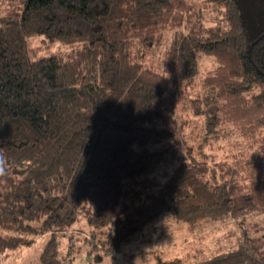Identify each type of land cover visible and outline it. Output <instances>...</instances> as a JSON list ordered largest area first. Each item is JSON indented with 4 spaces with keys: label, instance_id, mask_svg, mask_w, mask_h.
<instances>
[{
    "label": "trees",
    "instance_id": "obj_1",
    "mask_svg": "<svg viewBox=\"0 0 264 264\" xmlns=\"http://www.w3.org/2000/svg\"><path fill=\"white\" fill-rule=\"evenodd\" d=\"M212 1L208 23L193 0H0V262L49 234L40 264H69L68 231L69 250L111 254L164 216L248 229L160 264H264V29ZM36 36L64 48L36 56Z\"/></svg>",
    "mask_w": 264,
    "mask_h": 264
},
{
    "label": "rangeland",
    "instance_id": "obj_2",
    "mask_svg": "<svg viewBox=\"0 0 264 264\" xmlns=\"http://www.w3.org/2000/svg\"><path fill=\"white\" fill-rule=\"evenodd\" d=\"M193 1L203 7L208 23L214 22L217 11L213 1ZM238 1L249 33L256 35L264 29V0ZM41 40V36L31 37L28 40L29 46L37 49L36 56L64 48V46L55 43L50 49H46ZM210 58V56H203L198 60L197 79L201 78L210 68ZM207 151L210 153V150ZM211 152H214L217 159L224 157L227 153L230 154L232 152L230 142L223 141L222 148ZM79 223H84L85 226L79 225ZM79 223L76 222L74 226L83 228L78 232L72 230L71 233L77 234L82 239L84 235L89 234L88 230L92 228L84 219ZM247 229L248 224H241L239 218L236 217L213 220L205 223L199 229L189 230L184 224L163 216L148 224L132 240L124 242L120 250L111 254L103 255L102 251L96 249L89 252L91 248L89 242L84 243L80 251L69 250L68 244L71 245L69 238L72 236L69 234L70 231L60 239L59 249L69 255V264H160L159 260L172 258H179L183 263H194L238 245ZM0 232H6V230L0 228ZM48 238L49 234H39L28 246L5 250L0 264H40L39 256ZM75 241L77 244L82 243V240Z\"/></svg>",
    "mask_w": 264,
    "mask_h": 264
},
{
    "label": "water",
    "instance_id": "obj_3",
    "mask_svg": "<svg viewBox=\"0 0 264 264\" xmlns=\"http://www.w3.org/2000/svg\"><path fill=\"white\" fill-rule=\"evenodd\" d=\"M258 37H260V36H258ZM256 39H258V38H256ZM256 39L253 40V42L250 44V46H249V51H250V49H251V47H252V44L256 41Z\"/></svg>",
    "mask_w": 264,
    "mask_h": 264
},
{
    "label": "clouds",
    "instance_id": "obj_4",
    "mask_svg": "<svg viewBox=\"0 0 264 264\" xmlns=\"http://www.w3.org/2000/svg\"><path fill=\"white\" fill-rule=\"evenodd\" d=\"M0 174H3V170L2 169H0Z\"/></svg>",
    "mask_w": 264,
    "mask_h": 264
}]
</instances>
